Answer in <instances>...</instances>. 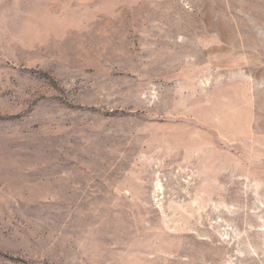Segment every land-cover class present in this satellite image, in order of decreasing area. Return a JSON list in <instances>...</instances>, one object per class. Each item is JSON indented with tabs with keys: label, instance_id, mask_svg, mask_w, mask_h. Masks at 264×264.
<instances>
[{
	"label": "rangeland",
	"instance_id": "rangeland-1",
	"mask_svg": "<svg viewBox=\"0 0 264 264\" xmlns=\"http://www.w3.org/2000/svg\"><path fill=\"white\" fill-rule=\"evenodd\" d=\"M0 264H264V0H0Z\"/></svg>",
	"mask_w": 264,
	"mask_h": 264
}]
</instances>
